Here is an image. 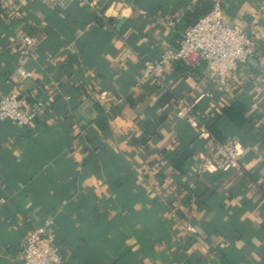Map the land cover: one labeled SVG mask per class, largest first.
<instances>
[{
	"label": "crops",
	"instance_id": "0c3cea01",
	"mask_svg": "<svg viewBox=\"0 0 264 264\" xmlns=\"http://www.w3.org/2000/svg\"><path fill=\"white\" fill-rule=\"evenodd\" d=\"M10 2L9 18L0 15V97L14 89L45 105L30 126L0 120V264H22L26 233L45 218L67 264H264V0L222 5L224 18L256 39L244 84L212 88L208 116L238 141L241 174H197L204 140L179 107L156 103L169 90L195 101L201 116L209 98L200 80L173 65L162 73L166 88L141 77L143 58L179 44L195 0ZM19 28L37 36L30 52L15 47ZM195 62L204 76L205 61ZM19 65L30 71L22 80ZM232 102L245 107L240 125L219 113ZM95 105L112 112L103 129ZM162 114L158 135L134 143L143 121ZM180 144L194 148L183 171L168 157ZM189 181L199 203L187 197Z\"/></svg>",
	"mask_w": 264,
	"mask_h": 264
},
{
	"label": "built area",
	"instance_id": "2783aa9c",
	"mask_svg": "<svg viewBox=\"0 0 264 264\" xmlns=\"http://www.w3.org/2000/svg\"><path fill=\"white\" fill-rule=\"evenodd\" d=\"M51 8H65L71 3L82 2L94 8L95 0H41ZM223 0H213L211 10L184 30L176 47H165L156 58L141 60V77L152 80L158 87L166 88L162 73L173 62L183 60L195 62L201 58L206 63L205 75L200 79L202 95L209 98V103L202 115L194 111L193 102H186L182 97H175L172 104L184 113L185 121L196 128L204 140V152L196 161V172L202 174L218 170H235L242 173L238 161L239 144L234 138L219 141L206 129L201 117L208 116L215 108L214 91L224 94L231 87H240L246 80L245 68L256 54V39L241 25L229 23L223 16ZM12 11L10 0H0V15L9 18ZM100 14V13H99ZM36 34L19 28L14 36L16 49L21 53L30 52L36 43ZM15 74L22 80L30 71L19 65ZM45 102L35 98L26 103L12 89L0 97V120H9L20 126H30L37 118ZM108 110V106L105 107ZM192 181L187 188L192 189ZM2 202L3 199L0 198ZM185 230L191 229L188 220L183 222ZM22 264H67L55 241L53 219L45 218L33 226L24 239L21 251Z\"/></svg>",
	"mask_w": 264,
	"mask_h": 264
},
{
	"label": "trees",
	"instance_id": "16d2710c",
	"mask_svg": "<svg viewBox=\"0 0 264 264\" xmlns=\"http://www.w3.org/2000/svg\"><path fill=\"white\" fill-rule=\"evenodd\" d=\"M213 1L212 0H195L193 4V8L191 10H185L182 18L185 21L187 27L194 24L200 17L207 14L212 8ZM182 5V2L179 4ZM179 7V6H178ZM178 46V45H176ZM173 68L175 73L181 78L192 79L194 81H199L204 74V64L203 63H188L183 60L173 62ZM174 95L169 90H164V92L158 97L156 103L160 107H165L169 105L174 99ZM207 104L205 105L206 108ZM96 110L98 112V116L94 120V123L99 128L103 129L107 126V120L112 116V112L109 110H104L103 108L95 105ZM244 105L241 102H232L227 105L222 106L220 110V115L222 117L228 118L235 125H240L244 120ZM209 116V115H208ZM208 116L201 117V121H203L208 132L217 140L223 141L225 140V133L218 126L216 120H211ZM165 115H160L158 117L146 118L143 121L142 126V136L139 139H134V143L136 144H146L147 139L151 137L157 136V129L162 124ZM194 151L193 147L187 146V144H180L176 146L172 153L169 154V160L172 163V167L177 171H183V165L186 161L192 156ZM221 171V170H220ZM194 184V183H193ZM188 199H192L194 203L200 202V196L196 192L195 187L192 189H188L187 191ZM152 201L156 206V209L159 207V203L157 199L154 198ZM187 201V200H186ZM185 201V203H186ZM160 238V237H159Z\"/></svg>",
	"mask_w": 264,
	"mask_h": 264
}]
</instances>
